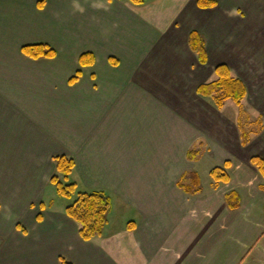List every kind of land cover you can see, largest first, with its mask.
Returning a JSON list of instances; mask_svg holds the SVG:
<instances>
[{"label":"crops","instance_id":"crops-1","mask_svg":"<svg viewBox=\"0 0 264 264\" xmlns=\"http://www.w3.org/2000/svg\"><path fill=\"white\" fill-rule=\"evenodd\" d=\"M146 1L0 0V264H264V176L250 162L264 131L248 152L238 108L197 93L226 64L264 127V0ZM39 43L55 54L22 50ZM58 156L111 198L89 241L53 207ZM214 158L227 182L214 184Z\"/></svg>","mask_w":264,"mask_h":264},{"label":"trees","instance_id":"trees-1","mask_svg":"<svg viewBox=\"0 0 264 264\" xmlns=\"http://www.w3.org/2000/svg\"><path fill=\"white\" fill-rule=\"evenodd\" d=\"M135 4H142L146 0H130ZM217 4V0H197V5L200 8L213 7ZM190 48L197 53L200 63H205L207 59L205 46L202 36L199 32L193 30L189 34ZM23 52L31 57L47 56L52 57L55 52L53 48L45 44L25 45L22 48ZM92 57L90 53H84L80 56V63L82 65L90 63ZM215 78L208 82L202 83L197 87V93L202 96L211 97L215 104L220 108L226 100H232L239 105L242 110V100L246 97L247 88L242 79L234 76L230 68L226 64H219L214 69ZM79 77L77 71L71 78L70 82L75 81ZM241 143L246 145L248 142V133L243 131L241 133ZM56 172L52 175L50 181L55 186L57 193L69 200L65 206V213L77 225L80 237L89 241L92 238L99 236L107 222V214L111 207L110 196L102 190H87L79 186L78 181L73 177L74 160L71 157L58 156L55 158ZM259 173L264 176V159L259 155H253L250 158ZM228 161H225L224 166L228 167ZM214 184L219 182H227L229 176L226 172L221 171L220 167H214L210 171ZM73 177V178H72ZM188 177H191L193 183L199 185L197 175L189 174L181 177V187L186 192H195L190 190L193 185H183ZM235 195H231V197ZM40 218V217H39ZM63 264H70L62 259Z\"/></svg>","mask_w":264,"mask_h":264},{"label":"rangeland","instance_id":"rangeland-1","mask_svg":"<svg viewBox=\"0 0 264 264\" xmlns=\"http://www.w3.org/2000/svg\"><path fill=\"white\" fill-rule=\"evenodd\" d=\"M261 31L263 32V35H264V29H262ZM233 106L238 108L237 114H236L235 110H234L233 114L236 115V117H235L236 121H234V123H235V126L237 127V130H238L237 134L240 137V141L242 139L241 133L243 131L247 132L248 133L247 145L250 143V145L247 148V151L248 152H259L258 151L259 149L255 148L254 139L257 136H260L261 132L264 131V127L261 124V122H262L261 120L263 118H261V115L259 117V113L254 109V107L251 103V100H249V96L247 99L244 98L242 100V110L239 108V106H236V104L233 101L227 100L224 102V107L220 111H222L223 114L228 116V114H230V112L232 114L231 110L233 109ZM228 108H231L230 111L227 110ZM233 114H232V117H234ZM260 124H261V126H260ZM254 154H258V153H254ZM210 164H212V166L215 167L217 164H221V163L219 162V160L217 158H214L212 163H210ZM199 168H201V167H199ZM199 170H201V169H199ZM205 170H206V168H205ZM199 175H200L201 183L203 185L204 184L206 185L210 181L211 176L208 173H205V171L203 172L201 170V173ZM53 201H54L53 207H55V209H59L58 207H61V209H63L62 212L64 211L66 204L69 202V200L67 198L57 194V192L55 190H53Z\"/></svg>","mask_w":264,"mask_h":264}]
</instances>
